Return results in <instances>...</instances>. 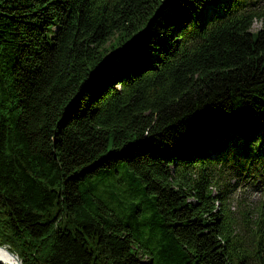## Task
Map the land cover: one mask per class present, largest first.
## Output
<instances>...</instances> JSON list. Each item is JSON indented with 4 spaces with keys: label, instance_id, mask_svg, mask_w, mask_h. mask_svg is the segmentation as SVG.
<instances>
[{
    "label": "trees",
    "instance_id": "trees-1",
    "mask_svg": "<svg viewBox=\"0 0 264 264\" xmlns=\"http://www.w3.org/2000/svg\"><path fill=\"white\" fill-rule=\"evenodd\" d=\"M257 0H0V246L22 264H264ZM252 184V185H253Z\"/></svg>",
    "mask_w": 264,
    "mask_h": 264
},
{
    "label": "rangeland",
    "instance_id": "rangeland-1",
    "mask_svg": "<svg viewBox=\"0 0 264 264\" xmlns=\"http://www.w3.org/2000/svg\"><path fill=\"white\" fill-rule=\"evenodd\" d=\"M259 5L264 6V0H257ZM264 26V18L256 19L252 25V30L255 31ZM253 184V183H252ZM250 185H243L242 189L234 194L233 198H237L240 195L246 196L250 203H257L258 201L264 202V184L256 183Z\"/></svg>",
    "mask_w": 264,
    "mask_h": 264
},
{
    "label": "bare ground",
    "instance_id": "bare-ground-1",
    "mask_svg": "<svg viewBox=\"0 0 264 264\" xmlns=\"http://www.w3.org/2000/svg\"><path fill=\"white\" fill-rule=\"evenodd\" d=\"M0 260L4 264H17L15 256L10 254L7 249L3 247H0Z\"/></svg>",
    "mask_w": 264,
    "mask_h": 264
},
{
    "label": "water",
    "instance_id": "water-1",
    "mask_svg": "<svg viewBox=\"0 0 264 264\" xmlns=\"http://www.w3.org/2000/svg\"><path fill=\"white\" fill-rule=\"evenodd\" d=\"M0 247H3V248H5V249H7V251H8L10 254L14 255L15 258H16V260H17V264H22V261H21V259L18 257V255L14 254V253L11 252L10 250H8V248L5 247V246H0ZM0 264H4V263L0 260Z\"/></svg>",
    "mask_w": 264,
    "mask_h": 264
}]
</instances>
